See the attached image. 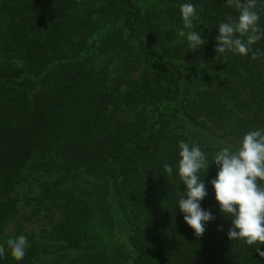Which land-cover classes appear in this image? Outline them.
Instances as JSON below:
<instances>
[{
  "label": "trees",
  "instance_id": "trees-1",
  "mask_svg": "<svg viewBox=\"0 0 264 264\" xmlns=\"http://www.w3.org/2000/svg\"><path fill=\"white\" fill-rule=\"evenodd\" d=\"M254 10L264 32V0ZM238 15L227 0H0V264H264L228 239L215 163L199 172L215 217L202 237L178 207L180 141L212 162L264 132V37L246 56L215 51Z\"/></svg>",
  "mask_w": 264,
  "mask_h": 264
},
{
  "label": "clouds",
  "instance_id": "clouds-1",
  "mask_svg": "<svg viewBox=\"0 0 264 264\" xmlns=\"http://www.w3.org/2000/svg\"><path fill=\"white\" fill-rule=\"evenodd\" d=\"M229 6H234L239 15L236 19L231 16L227 22L218 26L216 37L218 44L215 51L226 54L228 51L240 55H248L250 46L264 37V32L258 26L259 14L254 10L256 0H227ZM183 28L178 30V36H186L189 50L200 49L206 43L193 21L197 18L196 8L191 3L180 6ZM185 29H189L187 33ZM246 37V40L243 39ZM264 53L258 50L252 52L255 60ZM178 175L185 185V191L178 201V207L184 213V220L194 230L197 237L205 232V223L215 219L210 211L201 208V201L206 197L205 183L199 172L206 174L211 163L218 167L216 177L211 180L215 200L224 217L231 219V227L227 236L230 241L241 240L264 257L260 245H264V132L250 130L242 138L240 147L233 150L225 146L217 151L212 162L198 144L184 141L179 142ZM165 173L171 175L173 168L169 164L163 166ZM7 247L12 257L20 261L25 256L28 247L27 237L9 239ZM5 255V248L0 245V257Z\"/></svg>",
  "mask_w": 264,
  "mask_h": 264
}]
</instances>
